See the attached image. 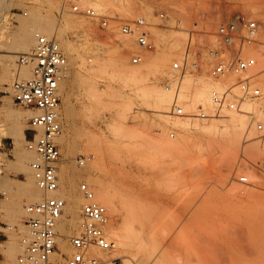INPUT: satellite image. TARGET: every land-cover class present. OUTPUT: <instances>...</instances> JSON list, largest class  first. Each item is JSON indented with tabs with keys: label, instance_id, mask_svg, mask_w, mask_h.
I'll return each instance as SVG.
<instances>
[{
	"label": "rangeland",
	"instance_id": "374dc122",
	"mask_svg": "<svg viewBox=\"0 0 264 264\" xmlns=\"http://www.w3.org/2000/svg\"><path fill=\"white\" fill-rule=\"evenodd\" d=\"M88 2L96 16L72 12L68 0H0V130L16 131L6 115L8 108L27 111L8 93L13 67L21 63L18 56L28 52L17 46L24 18L41 15L52 21L51 36L56 38L58 34L60 42L78 47L85 37L83 41L87 39L93 47L89 51V47L81 46L79 55L69 61L59 44L67 61L60 86L63 133L57 139L58 189L48 195L65 199L68 232L79 230L82 221L85 198L80 183L87 180L92 189L103 181L124 195L134 192L136 205L154 221L145 245L146 258L157 254L161 264H264V169L259 166L264 161V131L256 132L246 113L238 137L227 141L218 122L243 112L223 110L224 117L218 119L214 116L217 112L208 118L171 113L174 103L181 104L186 113H197L199 107L205 112L212 110L211 92L232 78L222 82L210 76L208 51L226 46L243 57L254 54L253 44L239 40L224 44L218 33L234 14H242L259 24L258 39L264 42V0H108L103 9L94 8V0ZM143 3L148 8H141ZM124 9L130 10V15H121ZM138 17L154 24L148 27L155 43L153 50H145L135 35L122 32L124 22ZM63 18L69 24L57 33L55 29ZM81 30L87 31L86 36L78 34ZM168 41L178 42L180 54L176 51L166 67L156 73L124 82L123 76L116 80L111 70L97 65L98 45L121 48L125 63L136 66L154 54L157 45ZM195 50L200 52L199 68L185 75L191 83L163 117L160 99L164 94L170 99L176 94V90L164 86L167 81L172 84L168 75L171 63ZM133 55L141 56L138 64L131 62ZM199 86L205 88L202 91L206 96H195ZM154 88L157 90H150ZM115 92L124 97H113ZM246 103L249 111L257 112L255 119L260 113L261 120L264 114L258 112L260 103ZM28 122H23L24 134ZM111 122L117 126L108 128ZM13 133V137L0 135V264L17 263L23 250L21 237L27 233L25 206L35 202L30 194L38 188L29 168L35 154L29 152V159L23 157L25 140ZM242 174L248 176V183L239 180ZM39 194L44 196L42 191ZM95 196L101 202L96 192ZM107 215L106 235L113 246L109 250L94 249L93 254L100 258L126 257L118 252L115 235L110 233L119 232L123 214L107 208ZM58 240L65 256H69L73 247L62 236ZM10 247L15 248L13 258L7 254ZM61 261L64 263V256ZM125 264L139 263L128 259Z\"/></svg>",
	"mask_w": 264,
	"mask_h": 264
},
{
	"label": "built area",
	"instance_id": "2783aa9c",
	"mask_svg": "<svg viewBox=\"0 0 264 264\" xmlns=\"http://www.w3.org/2000/svg\"><path fill=\"white\" fill-rule=\"evenodd\" d=\"M68 2L72 12L96 16L88 0ZM160 17H163V14H160ZM151 25L154 24L138 17L124 22L121 29L123 33L135 35L138 45L150 51L155 48L148 29ZM157 25L167 27L164 24ZM258 30L259 24L255 20L242 14H234L218 34L224 44L234 40L253 44L254 54L243 57L226 46L210 49L208 54L212 66L209 74L222 82L230 77L231 82L224 81L221 83V89L211 92V111L186 113L181 104L174 103L171 113L175 116L208 118L223 110L243 112L242 105L245 101H260L258 112H264V42L258 39ZM257 55L262 59L261 62ZM199 56V51H187L182 59L174 60L168 74L170 79L175 80L198 70ZM18 61L33 64L31 76L13 81L8 87V93L15 104L33 111L25 132V147L35 154V158L29 162V167L44 196L25 206L24 224L27 233L21 237L23 250L18 255L16 264H105L93 254V250H109L113 243L106 237L107 209L96 199L95 192L87 183H80L79 189L85 198L81 207L82 221L80 229L72 234H62L57 230L59 219L65 212V199L56 194L48 195L58 189L57 162L60 158V148L57 139L63 133L59 87L66 72L65 54L54 36L36 33L33 52ZM140 61L139 55L131 56L133 64ZM169 85V81L164 84L166 89H170ZM256 113L247 111L251 118L249 125H253L255 131L261 133L264 131V124L255 119ZM259 166L264 169V161L260 162ZM239 180L248 183V176L240 175ZM59 236L74 248L69 256L63 253ZM63 256L64 263L61 261Z\"/></svg>",
	"mask_w": 264,
	"mask_h": 264
},
{
	"label": "bare ground",
	"instance_id": "6f19581e",
	"mask_svg": "<svg viewBox=\"0 0 264 264\" xmlns=\"http://www.w3.org/2000/svg\"><path fill=\"white\" fill-rule=\"evenodd\" d=\"M107 2H108V0H94L93 7L97 8V9H103V6L105 4H107ZM88 4H89V2H88ZM141 6L148 8V6L145 3L140 5V7ZM129 13H130V10L124 9L121 12V15H127ZM131 16H132V14H131ZM68 24H69V20L66 18H63L60 20L59 26L55 30L58 33V31H60L61 28L63 29V27L67 26ZM53 29L54 28H53L52 21L48 18L41 16V15L33 14V16L30 19L24 18L22 20V23H21V30L19 32V37L17 40V46L21 49L27 50L28 52L21 54L20 56H18L19 54L18 55L12 54V55L15 57L18 56L19 58L27 57L34 50L36 33H41L45 36L51 37V35L53 34ZM76 29H79V28H76ZM84 31H86V30L79 32L78 34L83 36L84 33L87 32V31L86 32H84ZM56 35H57L56 40L58 41L59 44L61 43L63 45V47L67 53V56L69 58V61L73 60L72 58L75 59V55H77V54L79 55V53H80L79 48H81V46H84L86 48L89 47V51L91 49H93L92 45L89 46L91 43L90 44L87 43V41H86L87 39L85 41H83L85 37L83 38L81 43H78L79 45L77 47L75 45L72 46L69 43L60 42V38L58 37V34H56ZM163 35H165V34H163ZM84 36H86V34ZM165 36H167V34ZM168 36L171 37L170 35H168ZM163 39H165V38H163ZM156 40H158V39H156ZM156 40H155V42L157 44L158 42ZM163 43H165V42H163ZM177 43L178 42L174 43L173 41H170L169 43H165V44L160 43L161 45H157L159 48H157V51H154L155 52L154 54H151L150 56L147 55V58L145 59V61H142L139 65H136V66H131V65H128L125 63V57H126L125 55L126 54L124 55V52L122 51L121 48H118L117 46H115L113 48L106 49L104 47H98L99 46L98 45L95 49V52L97 55V60H98L97 65L100 66V68L103 67L105 69L108 68L109 70H111L109 72H112L110 74H112L111 76H114L113 78L116 80L122 76L125 79L124 82L126 81V79H129L131 77H133L134 79L135 78L137 79V78H140L141 76H143L145 74L156 73L157 71L162 70L164 68V66L166 64H168L169 59H171L170 57L171 56L173 57V55H175V52L177 51V49H180V46L176 45ZM124 46L126 48V44H124ZM177 46H179V47H177ZM84 47H83V49H84ZM178 51L176 53L177 55H178V53L180 54V52H178ZM257 57L259 58L260 56L257 55ZM32 65L33 64L31 62H28V63L25 62L22 64L20 63V64L15 65L13 67V72L10 75L11 79L9 78L10 76L8 77L9 80H11L13 82L16 79H26V78L30 77L31 72H32ZM120 82H121V80H120ZM190 83H191V81L188 80L185 76L177 77L175 80L172 79V84H170V87H171L170 89L176 90V94H175V96H173V92H172L173 98H171V99L167 95L164 94L163 97L160 99L159 107H160V113L162 114L163 117L167 116L168 111L170 110L173 102H176L177 100H179L181 97L184 96V94H185L184 90L189 86ZM60 86H61V83H60ZM217 86L220 88L222 85H217ZM218 87H217V89H219ZM139 88L141 89V87H139ZM203 89L205 91L204 87H202V86L197 87L195 89V90H197L195 92V96L196 95L201 96L203 93H204L203 95L206 96L205 92L202 91ZM59 90H60V87H59ZM150 90H157V89L154 88V89H150ZM121 94L122 93L118 94V92H115L113 94V97H116V96L117 97L118 96L124 97V95L123 94L121 95ZM169 94H170V92H169ZM203 97L204 96H202V98ZM246 102L247 101H245L242 105L243 113L232 114L228 120H226V117L223 116L225 114L222 112H217L218 115L217 114L214 115L217 117L215 119L222 118V117L225 118L222 121H219L218 123H220L219 126H221V128H223L225 130L224 131V135H225L224 137L227 139V141H228V139H231V138L236 139L238 137L239 129H241V126L243 124V120H242L243 115L245 116L247 111L250 110V106L247 105ZM250 102H259L260 103V101H250ZM199 109H200L199 111L203 110L202 107H199ZM26 110L27 111H24V112H18L16 110H13L12 108H8L6 110V115L10 119V122L14 123L16 125V131L12 130V132H10L11 129L7 128L8 130H6V128H4L5 130L4 129L0 130V135L1 136H8V135L12 136V134H10V133H13V131H14L13 134H15V132H17L18 134H20L21 138L22 139L24 138V140H25V134H24V131L22 130L23 122L26 119H29L31 117V115L33 114V111L31 109H26ZM236 112H238V111H236ZM259 114L260 113H258V115L256 117L257 120H260V119H258ZM263 114H264V112H263ZM218 116H220V117H218ZM216 121L217 120H215V122ZM260 121L264 124V115L261 117ZM113 123L114 122H111L110 125H108V128L112 129L111 127L117 126V125H114ZM179 123L183 124L182 121H179ZM119 127H120V125H119ZM120 128L122 130V127H120ZM119 132H120V130H119ZM29 152H33V151L28 150L26 148V154H24L23 157L29 159ZM28 172H29V170H28ZM102 182H101V184L96 183L94 188L91 186L92 189H94V192H96L98 199L101 201L100 203H102L106 207V209L108 208L111 211V213H114V212L120 210L121 213L123 214V223L120 226L119 232H114V230L113 231L110 230L111 231L110 233L115 235L114 237L116 238V243L114 245L117 244L118 252L125 254L126 257H123L120 254H119L120 256H116L117 258H114V257L112 258L110 256L114 260V262H115L114 264H125V262L128 261V259H131V260H133V262L139 263V264H161L160 263L161 260L157 256V254H153L152 256H149L148 258L145 257V254L147 253L145 245H146V242L148 241V236L151 234V231L153 229L154 221L151 220L150 217H148L146 215V213L142 212L143 210H141L142 209L141 206L139 207V205L138 206L136 205L134 192H130V194L124 195L121 192V190H118V188L109 187V184H107L106 182H104V183H102ZM86 183H87V180H86ZM91 183L95 184V182H91ZM29 186L33 187V185H29ZM29 189H31V188H29ZM41 191L42 190L40 188H36V191L34 190V192L29 191V192H31L30 195L34 201L42 198L41 195L39 194ZM29 192H28V194H29ZM27 198H29V197H27ZM66 215L67 214H65V212H64V214L59 219V223L57 225V230L64 233V234H71V232H68L69 231L68 226L65 224L66 219H67ZM105 228H106V226H105ZM106 230L107 229H105V231ZM11 235H13V233ZM106 237H107V235H106ZM13 238H15V236ZM11 241H13V240H11ZM10 246H11V243H10ZM12 246H13V244H12ZM10 248L8 249L9 253L7 251V254H8V257L10 256L11 258H13V256L15 255V248L14 249H13V247H10ZM110 257H109V255H105L101 259L105 262V264H113L112 263L113 260Z\"/></svg>",
	"mask_w": 264,
	"mask_h": 264
}]
</instances>
